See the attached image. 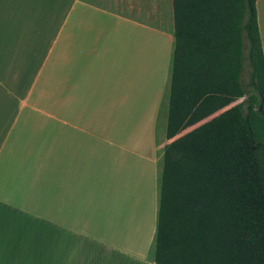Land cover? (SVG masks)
Returning <instances> with one entry per match:
<instances>
[{
  "label": "crops",
  "instance_id": "crops-1",
  "mask_svg": "<svg viewBox=\"0 0 264 264\" xmlns=\"http://www.w3.org/2000/svg\"><path fill=\"white\" fill-rule=\"evenodd\" d=\"M173 31L171 0H0V264H156Z\"/></svg>",
  "mask_w": 264,
  "mask_h": 264
},
{
  "label": "trees",
  "instance_id": "trees-1",
  "mask_svg": "<svg viewBox=\"0 0 264 264\" xmlns=\"http://www.w3.org/2000/svg\"><path fill=\"white\" fill-rule=\"evenodd\" d=\"M171 1V140L161 156L153 261L264 264V57L255 0Z\"/></svg>",
  "mask_w": 264,
  "mask_h": 264
},
{
  "label": "rangeland",
  "instance_id": "rangeland-1",
  "mask_svg": "<svg viewBox=\"0 0 264 264\" xmlns=\"http://www.w3.org/2000/svg\"><path fill=\"white\" fill-rule=\"evenodd\" d=\"M247 71H248V67L247 66H245V70H244V82L246 83L247 82ZM242 99H238V100H236V101H234V102H232L231 104H229L228 106H226L225 108H223V109H221L220 111H222V110H224V109H226V108H228V107H230V106H232V105H234V104H236V103H238V102H240ZM220 111H218V112H220ZM217 112V113H218ZM217 113H215V114H217ZM215 114H213V115H215ZM213 115H211V116H209V117H207V118H205L204 120H202L201 122H204V121H206V120H208L210 117H212ZM201 122H199V123H197V124H195L194 126H196V125H198V124H200ZM194 126H192V127H189V128H186L185 130H183L180 134H182V133H184V132H187L188 130H190V129H192ZM180 134H178V135H180ZM177 135V136H178ZM176 137V136H175Z\"/></svg>",
  "mask_w": 264,
  "mask_h": 264
}]
</instances>
